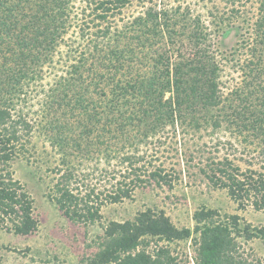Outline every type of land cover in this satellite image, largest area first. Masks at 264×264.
<instances>
[{
	"label": "trees",
	"instance_id": "trees-1",
	"mask_svg": "<svg viewBox=\"0 0 264 264\" xmlns=\"http://www.w3.org/2000/svg\"><path fill=\"white\" fill-rule=\"evenodd\" d=\"M222 1L237 6L239 0ZM74 2L0 0V230L27 235L39 228L34 199L12 167L20 156L30 159L34 124L16 110L13 97L23 92L24 79L54 61L73 25L82 42L67 51L72 60L50 88L42 126L62 159L52 170L49 196L71 220L101 222L105 204L132 198L153 182L171 186L173 176L160 166L150 169L142 151L168 125L225 126L242 141L264 139V0L250 25L243 81L227 96L220 61L228 57L207 47L211 32L200 15L151 4L118 28L112 17L131 0H84L76 14ZM232 12L220 23L240 10ZM260 153L264 159V146ZM97 158L118 166L105 187L79 167ZM201 170L239 208L264 209V169L242 168L225 155ZM193 219V227H179L164 210L147 208L133 219L110 220L86 264H264L240 251L242 241L264 236V229L206 206ZM184 241L194 250L191 259L171 247Z\"/></svg>",
	"mask_w": 264,
	"mask_h": 264
},
{
	"label": "rangeland",
	"instance_id": "rangeland-1",
	"mask_svg": "<svg viewBox=\"0 0 264 264\" xmlns=\"http://www.w3.org/2000/svg\"><path fill=\"white\" fill-rule=\"evenodd\" d=\"M239 1L237 6H232L222 0H131L122 13L113 16L112 20L113 24L122 28L151 4H160L171 10L180 6V10L188 8L193 16L200 15L211 32L207 47L218 52L220 57H228V61H220L221 87L227 96L243 81L242 67L248 59L250 25L259 7L258 0ZM82 6L84 0H75V14ZM232 7H238L239 15L220 23L221 18L234 14ZM78 29L76 25L70 28L61 41L59 52L54 55V61L39 68L37 77L29 75L24 79L23 92L13 97L16 110L32 122L34 128L28 143L30 159L20 156L14 160L12 167L15 177L25 184L34 199V213L40 225L37 231L27 235L0 230V264H86L87 258L97 250L96 241L103 234L105 223L110 220L133 219L139 211L147 208L164 210L179 227H193L194 212L206 206L223 213L239 214L254 227L264 229V209L256 210L252 206L239 208L227 190L214 187L201 170L211 162V158L218 160L225 155H229L242 168L250 166L264 169L261 168L264 159L260 153L264 139L251 136L248 141H242L241 136L237 137L239 135L225 126L219 129L206 126L197 131L186 125H178L176 129L168 125L152 138L147 147H142V151L150 169L160 166L173 176L171 186L153 182L137 188L132 198L120 203L105 204L101 209V222H75L64 214L49 196L56 178L52 170L61 162V153L54 148L42 126L46 123L45 105L50 88L55 85L57 77L64 74L72 60L68 58L67 51L79 48L82 42ZM66 59L69 61L66 62ZM79 167L94 182L101 178L103 181L100 186H104V181L111 178V171L118 168L115 159L107 164L101 158L85 159ZM171 247L181 257L186 253L190 259L194 257L190 241L173 243ZM240 251L249 261L261 259L264 262V236H256L248 242L242 241Z\"/></svg>",
	"mask_w": 264,
	"mask_h": 264
}]
</instances>
